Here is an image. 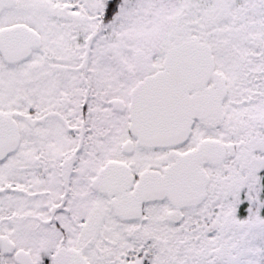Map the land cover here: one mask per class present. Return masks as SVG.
<instances>
[{
    "label": "snow or ice",
    "instance_id": "1",
    "mask_svg": "<svg viewBox=\"0 0 264 264\" xmlns=\"http://www.w3.org/2000/svg\"><path fill=\"white\" fill-rule=\"evenodd\" d=\"M0 264H264V0H0Z\"/></svg>",
    "mask_w": 264,
    "mask_h": 264
}]
</instances>
